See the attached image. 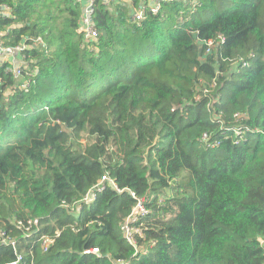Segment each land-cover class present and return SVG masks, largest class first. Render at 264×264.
<instances>
[{
    "label": "trees",
    "instance_id": "16d2710c",
    "mask_svg": "<svg viewBox=\"0 0 264 264\" xmlns=\"http://www.w3.org/2000/svg\"><path fill=\"white\" fill-rule=\"evenodd\" d=\"M84 1L0 0L4 43L26 46L19 82L0 61V231L16 242L0 243V264H264V0L161 2L138 25L130 6L150 0H97L95 41L80 31ZM209 100L225 124L239 111L257 131L224 138ZM203 132L223 139L209 148ZM103 174L121 192L63 206ZM129 192L154 196L137 250L119 228ZM28 218L38 229L23 236ZM57 230L43 252L37 239Z\"/></svg>",
    "mask_w": 264,
    "mask_h": 264
},
{
    "label": "built area",
    "instance_id": "2783aa9c",
    "mask_svg": "<svg viewBox=\"0 0 264 264\" xmlns=\"http://www.w3.org/2000/svg\"><path fill=\"white\" fill-rule=\"evenodd\" d=\"M80 1V0H76ZM174 0H150L148 4H141L139 6H130V19L133 22H136L138 25L139 22L146 16L147 10L151 13H157L160 8L161 2L172 3ZM191 7L195 9L200 5L199 0H189ZM97 0H85L83 13L81 16V29L80 31L84 35L85 40H96L97 31L94 23V14H95V5ZM107 4L108 0H104ZM11 13V6L7 2H0V17H5ZM4 32H0V61L7 62L9 65L6 68V72H9L13 75L15 82H19L21 76L23 74V66L20 63H14L13 58L23 59L22 52L25 50L26 46L24 44L17 45H6L4 43L3 37ZM205 44V52L210 53L212 48L217 50L216 48L224 43V37L221 34H218L215 39H208L203 41ZM21 54V55H20ZM251 56V54H249ZM213 66H216V74L210 83L204 86L202 89V93H207L208 90L214 88L217 85L216 78L219 75L218 63L215 62ZM249 66V62L240 58L236 64H234L233 70L240 71L242 68H246ZM28 75V74H26ZM29 84V79L22 81L20 87L23 89H27ZM200 95H196L195 99L198 100ZM218 102L219 98L215 99ZM212 102L209 100V103L206 104L207 110L211 112L212 119L217 120L220 125V133L224 138H233L235 142H240L246 139V133H250L252 130L247 127L244 120L246 119V115L239 111L234 112L231 116V120L229 123L225 124L224 119L222 118L221 112H216L211 109ZM232 133V134H230ZM223 139V138H222ZM221 138L210 140V136L208 133L203 132L200 135V140L209 148H214L220 144ZM108 182V185H107ZM175 180L169 182V184H174ZM107 186H111L118 192L121 190L117 187L115 181L111 179L107 174H103L100 179L91 187L90 190L86 194H84L79 201L67 204L62 202L63 206L70 212L79 210L81 205L91 203L96 197L97 194L102 192ZM130 196L134 198L135 203L131 208L130 213L124 218V220L120 223V231L122 236L125 238L127 242H129L136 250H137V237H143V227L145 225L146 217L149 215L150 210L146 206V202L151 201L154 196L144 195L141 197H137L133 192H129ZM164 201V198L160 196L157 199V204L161 205ZM39 221L37 218H28L25 221H17L15 227L19 229L23 236L34 233L38 229ZM60 235V231H54L53 235H42L37 239L40 248L43 252H46L51 245L54 243L55 239ZM260 245L264 248V237L257 238ZM0 243L5 245H10L14 250L16 249V242L14 239L9 238L4 232L0 231ZM136 252V251H135ZM146 250H143V254ZM83 253H92L98 254L99 250L97 247H93L91 249L83 250ZM17 258L15 261L10 264H17L21 257L16 255ZM121 263V261H116V263Z\"/></svg>",
    "mask_w": 264,
    "mask_h": 264
},
{
    "label": "crops",
    "instance_id": "0c3cea01",
    "mask_svg": "<svg viewBox=\"0 0 264 264\" xmlns=\"http://www.w3.org/2000/svg\"><path fill=\"white\" fill-rule=\"evenodd\" d=\"M0 32H2V31H0ZM13 62L14 63H20L22 65L24 64L23 59H20L19 56H18V58H13Z\"/></svg>",
    "mask_w": 264,
    "mask_h": 264
},
{
    "label": "water",
    "instance_id": "95a60500",
    "mask_svg": "<svg viewBox=\"0 0 264 264\" xmlns=\"http://www.w3.org/2000/svg\"><path fill=\"white\" fill-rule=\"evenodd\" d=\"M194 36H195V34H194Z\"/></svg>",
    "mask_w": 264,
    "mask_h": 264
},
{
    "label": "rangeland",
    "instance_id": "374dc122",
    "mask_svg": "<svg viewBox=\"0 0 264 264\" xmlns=\"http://www.w3.org/2000/svg\"><path fill=\"white\" fill-rule=\"evenodd\" d=\"M84 141V140H83Z\"/></svg>",
    "mask_w": 264,
    "mask_h": 264
}]
</instances>
